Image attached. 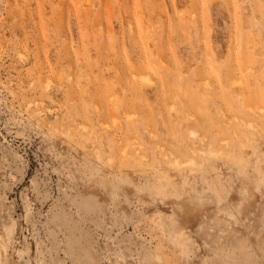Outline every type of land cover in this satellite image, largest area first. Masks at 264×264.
Listing matches in <instances>:
<instances>
[{"label": "rangeland", "instance_id": "1", "mask_svg": "<svg viewBox=\"0 0 264 264\" xmlns=\"http://www.w3.org/2000/svg\"><path fill=\"white\" fill-rule=\"evenodd\" d=\"M0 264H264V0H0Z\"/></svg>", "mask_w": 264, "mask_h": 264}, {"label": "bare ground", "instance_id": "2", "mask_svg": "<svg viewBox=\"0 0 264 264\" xmlns=\"http://www.w3.org/2000/svg\"><path fill=\"white\" fill-rule=\"evenodd\" d=\"M145 88V87H144ZM191 164V163H190ZM176 165H177V163H176Z\"/></svg>", "mask_w": 264, "mask_h": 264}]
</instances>
